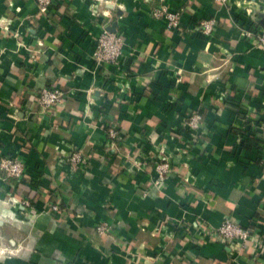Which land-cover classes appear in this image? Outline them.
Wrapping results in <instances>:
<instances>
[{
	"label": "crops",
	"instance_id": "crops-1",
	"mask_svg": "<svg viewBox=\"0 0 264 264\" xmlns=\"http://www.w3.org/2000/svg\"><path fill=\"white\" fill-rule=\"evenodd\" d=\"M163 1L181 28L153 16ZM240 14L264 24V0H55L49 13L0 0V155L26 168L0 173V249L13 250L0 264H264L254 246L236 251L197 226L264 219V50ZM209 17L210 35L192 30ZM104 29L124 45L99 65ZM51 86L65 99L43 111L35 94ZM72 150L85 170L62 159Z\"/></svg>",
	"mask_w": 264,
	"mask_h": 264
},
{
	"label": "built area",
	"instance_id": "built-area-1",
	"mask_svg": "<svg viewBox=\"0 0 264 264\" xmlns=\"http://www.w3.org/2000/svg\"><path fill=\"white\" fill-rule=\"evenodd\" d=\"M216 1L226 4L229 0ZM37 2L41 13H49L55 0H37ZM95 11L99 14L97 9ZM152 14L156 18H164L169 29L181 28L182 17L180 12L171 11L164 1L159 7L152 9ZM238 24L240 23L238 22ZM240 25L245 36L252 39L257 46L264 50V24L253 20L252 27ZM215 26L216 19L214 17H209L197 21L192 26V30L204 35H210L214 31ZM123 45L124 38L121 34L104 29L96 40V47L93 53L94 60L99 65L116 62L123 52ZM35 95L43 111L61 105L65 99V92L59 86L43 87L39 89ZM202 121L203 113L201 111H194L186 120L187 127L192 133L193 141L200 140L204 136ZM108 135L111 140H115L118 136L116 127L109 128ZM259 135L261 136V140L264 141V123L259 128ZM62 159L74 167V169L85 170L87 167L86 156L82 150H72L70 154L64 155ZM170 168V162L165 158L156 162L154 178L157 184L161 183L166 178V174L169 172ZM25 171V164L22 160L13 156L0 155V173L3 172L5 177H23ZM22 205L29 207L31 206V202L29 199H25L22 200ZM50 209L52 211H58L60 206L54 203L50 205ZM183 226L186 227L185 224H183ZM197 226L207 231L212 238L225 242L236 251L252 245L255 248L256 255L258 257H264V219H260L255 225L245 227L231 216H227L217 227H213L204 221H197ZM96 229L99 233L105 234L110 230V227L106 223H100L97 225ZM7 252L13 254V250L11 249H0V255L6 254Z\"/></svg>",
	"mask_w": 264,
	"mask_h": 264
},
{
	"label": "trees",
	"instance_id": "trees-1",
	"mask_svg": "<svg viewBox=\"0 0 264 264\" xmlns=\"http://www.w3.org/2000/svg\"><path fill=\"white\" fill-rule=\"evenodd\" d=\"M236 20L242 24L245 27H252L253 26V20L249 17H246L245 15H237Z\"/></svg>",
	"mask_w": 264,
	"mask_h": 264
}]
</instances>
